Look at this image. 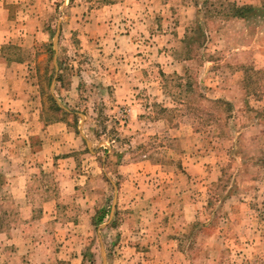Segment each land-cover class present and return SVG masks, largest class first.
<instances>
[{
  "label": "rangeland",
  "instance_id": "rangeland-1",
  "mask_svg": "<svg viewBox=\"0 0 264 264\" xmlns=\"http://www.w3.org/2000/svg\"><path fill=\"white\" fill-rule=\"evenodd\" d=\"M8 6L0 264H264V0Z\"/></svg>",
  "mask_w": 264,
  "mask_h": 264
},
{
  "label": "crops",
  "instance_id": "crops-1",
  "mask_svg": "<svg viewBox=\"0 0 264 264\" xmlns=\"http://www.w3.org/2000/svg\"><path fill=\"white\" fill-rule=\"evenodd\" d=\"M13 1L17 2L18 0H0V108L3 104H5L2 102L3 99H5L4 95L9 92V86H7L6 82H9L8 76L10 75V72L8 69L12 67L20 70L22 67L25 68L28 64L25 60L22 62H15L11 58L3 56L2 53L3 48L13 41L15 33L18 31V29H16V23L11 21V13L9 12L8 6V3ZM116 6L117 4H106L97 11L103 14V11L106 10V8L111 10ZM92 18L85 27L89 37H95L97 34L104 36V30L106 28H108V31L110 32V22L105 23L103 17L96 18L93 16ZM13 75L16 74L13 73Z\"/></svg>",
  "mask_w": 264,
  "mask_h": 264
},
{
  "label": "trees",
  "instance_id": "trees-1",
  "mask_svg": "<svg viewBox=\"0 0 264 264\" xmlns=\"http://www.w3.org/2000/svg\"><path fill=\"white\" fill-rule=\"evenodd\" d=\"M235 8H236L237 12L239 13L238 15L242 17L243 16V11L252 9V6L245 5V6L235 7ZM106 214H107L106 211H102V213L96 217L97 223L103 222V220L105 219Z\"/></svg>",
  "mask_w": 264,
  "mask_h": 264
}]
</instances>
